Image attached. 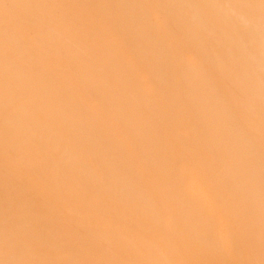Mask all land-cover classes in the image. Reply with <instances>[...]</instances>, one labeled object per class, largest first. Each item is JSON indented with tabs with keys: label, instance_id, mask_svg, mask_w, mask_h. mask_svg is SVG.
<instances>
[{
	"label": "bare ground",
	"instance_id": "6f19581e",
	"mask_svg": "<svg viewBox=\"0 0 264 264\" xmlns=\"http://www.w3.org/2000/svg\"><path fill=\"white\" fill-rule=\"evenodd\" d=\"M0 264H264V0H0Z\"/></svg>",
	"mask_w": 264,
	"mask_h": 264
}]
</instances>
